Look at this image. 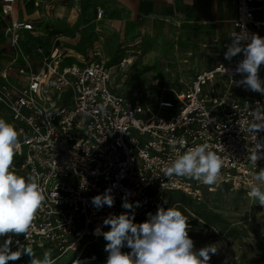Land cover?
<instances>
[{
  "label": "built area",
  "instance_id": "2783aa9c",
  "mask_svg": "<svg viewBox=\"0 0 264 264\" xmlns=\"http://www.w3.org/2000/svg\"><path fill=\"white\" fill-rule=\"evenodd\" d=\"M30 2L37 17H20L17 6ZM62 2L0 0V118L19 132L21 149L12 170L35 176L45 197L28 240L24 234L9 233L0 236V244L11 237L12 251L19 241L31 246L39 259L49 252L56 264H74L77 259L93 263L96 255L83 254L104 239L93 234L97 227L110 230L103 225L104 218L129 212L134 213V223L141 221L148 209L156 213L164 208L161 200H153L155 193L180 192L197 199L228 187L248 195L253 174L264 168V158L256 165L248 159L255 141L241 129L247 127L251 111L264 114V95L236 86L233 80L241 75L230 76L221 65L234 72L243 58L241 53L231 61L225 59L232 33L264 37V0H235L233 30L223 43L217 37L212 40L213 46L221 48L201 57L189 80L177 84L179 89L153 87L144 94L124 90L122 74L133 59L111 62L101 48L107 40L103 32L110 27L105 10L90 13V8H79L78 0L64 5L77 20H88L87 27L93 26L99 36L100 47L85 54L75 53L84 39L82 23L72 28V39L45 28L56 10L54 4ZM68 60L74 62L64 65ZM259 76L264 80V64ZM257 139L264 140V131ZM181 140L186 142L183 146ZM203 143L223 162L215 185L165 176L176 157L174 146L183 153ZM109 188L114 205L96 208L92 197ZM125 199L132 209L122 207ZM30 260L25 254L7 264H30Z\"/></svg>",
  "mask_w": 264,
  "mask_h": 264
},
{
  "label": "rangeland",
  "instance_id": "374dc122",
  "mask_svg": "<svg viewBox=\"0 0 264 264\" xmlns=\"http://www.w3.org/2000/svg\"><path fill=\"white\" fill-rule=\"evenodd\" d=\"M178 4L182 6V16L157 21L125 20L119 32L111 27L103 32L107 40L101 48L111 62L133 59L122 74L126 92L144 94L153 87L160 91L179 89L177 84L189 80L202 56H212L221 48L213 46L214 36L223 43L233 30L235 0H178ZM83 21L86 29L80 34H84V39L75 48L76 54L100 47L93 26L87 27L89 21ZM72 62L68 60L64 65ZM158 199L165 210L174 206L188 217L189 236L195 249L217 243L218 250L210 254V264H264V206L255 198L223 187L217 193H204L197 199L180 192L155 193L153 200ZM149 213L156 214L152 209H148ZM148 219L146 215L136 223ZM106 243L102 239L85 250L84 257L97 256L95 262L88 264H106ZM122 251L131 250L125 247Z\"/></svg>",
  "mask_w": 264,
  "mask_h": 264
},
{
  "label": "clouds",
  "instance_id": "9594fccd",
  "mask_svg": "<svg viewBox=\"0 0 264 264\" xmlns=\"http://www.w3.org/2000/svg\"><path fill=\"white\" fill-rule=\"evenodd\" d=\"M230 36L232 43L224 54L225 59L231 61L241 53L243 58L237 62L234 72L221 65L225 73L241 75L240 80H233L236 86L264 95V80L259 76L260 66L264 64V37L245 32ZM249 115L251 119L241 131L251 134L255 141L248 159L256 165L264 158V140L257 139L258 133L264 131V114L253 110ZM179 143L183 146L186 142L181 140ZM20 149L18 130L14 124L0 118V236L24 234L28 240L27 234L45 197L35 176H21L12 170ZM174 151L176 157L167 167L165 176L188 177L208 186L218 182L223 162L208 143L187 148L183 153L174 146ZM248 195L264 206V168L253 174ZM92 204L98 209L104 205L112 207L111 188L92 197ZM122 207L132 209L133 204L125 199ZM148 216V220L139 224L134 223V213L129 212L109 214L104 218L103 225L110 226V230L102 231L97 227L93 234L102 235L107 241L104 249L108 253L106 264H210V254L217 253V243L195 249L189 236V219L182 211L174 206L167 210L159 207L155 215L149 213ZM213 231L219 232L216 228ZM12 243L9 237L0 244V264L16 261L25 254L31 257L30 264H56L49 252L39 259L28 244L21 245L16 241L17 250L12 251ZM125 247L131 251H122ZM74 264H87V261L77 259Z\"/></svg>",
  "mask_w": 264,
  "mask_h": 264
},
{
  "label": "crops",
  "instance_id": "0c3cea01",
  "mask_svg": "<svg viewBox=\"0 0 264 264\" xmlns=\"http://www.w3.org/2000/svg\"><path fill=\"white\" fill-rule=\"evenodd\" d=\"M71 0H65L63 4H54L55 11L51 12V16L45 24L46 29H54L56 32H62L68 39L74 38L72 28H77L81 21L76 19V14L65 7V3ZM79 8L86 10L90 8V13L101 8L106 13V24L116 31L122 29L123 21L128 20L135 22L141 19H150L152 21L169 18L170 16H182L181 5L178 0H78ZM20 17L32 18L37 17V9L33 3H25L18 5ZM235 17V14H234ZM233 17V19H234ZM88 21V20H87ZM83 24V23H82ZM217 36H214L216 38ZM2 21L0 18V53H2ZM203 57V56H202ZM207 57V56H206ZM4 62L1 63V65Z\"/></svg>",
  "mask_w": 264,
  "mask_h": 264
},
{
  "label": "bare ground",
  "instance_id": "6f19581e",
  "mask_svg": "<svg viewBox=\"0 0 264 264\" xmlns=\"http://www.w3.org/2000/svg\"><path fill=\"white\" fill-rule=\"evenodd\" d=\"M91 261H92V260H90V261H89V260H87V263H89V262H91Z\"/></svg>",
  "mask_w": 264,
  "mask_h": 264
}]
</instances>
